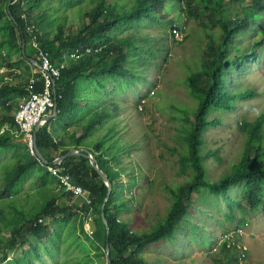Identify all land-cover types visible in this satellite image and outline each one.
Listing matches in <instances>:
<instances>
[{
    "label": "trees",
    "instance_id": "obj_1",
    "mask_svg": "<svg viewBox=\"0 0 264 264\" xmlns=\"http://www.w3.org/2000/svg\"><path fill=\"white\" fill-rule=\"evenodd\" d=\"M10 1L12 3L8 6ZM14 1L0 0V129L6 128L0 134V151L18 147L16 142L20 141L13 133L16 129L14 115L32 92L44 91L39 70L42 56H47L55 66L64 64L65 69L56 82L58 116L40 127L37 146L50 163L71 149L89 150L109 175L113 190L104 210L110 229L108 237L102 220V205L108 195V186L86 156L69 157L62 163L73 182L89 192L92 204L88 206L83 202L86 214L91 213L89 221L93 230L88 239L100 264H148L141 253L148 245L173 237L179 221L188 212L185 203H190L192 194L198 190L227 195L232 187L243 183L244 196L252 210L261 209L264 198V114L255 120L242 121L240 130L245 140L238 159L233 163V172L215 182L207 178L206 159L210 154L204 152V135L220 125L219 119H210L214 112L230 114L238 102L257 96L252 90L237 92L231 78L234 69H242L244 64H249L247 60L256 61L258 49H264V38L246 48L241 45L244 33L255 26L254 13L264 7V0H250V7L243 6L241 0H62L53 9L48 0ZM85 1L90 10L80 20L73 15V8ZM184 17L203 22L207 35L202 37L201 48L204 70L197 67L199 70H193L187 81L198 104L180 109L187 124L182 128L187 152L181 157L180 164L182 169L191 168L193 175L178 194H172L174 204L166 222L159 224L152 233L135 235L120 219V212L127 205L119 199L121 189L127 186L123 183L127 174L124 166L117 170L114 164L124 162L121 152L126 151L122 140L126 127H121L120 121L113 117L120 113L122 106L107 101L105 95L111 93L106 82H126L127 78L140 77L135 70H139L137 65L142 59L140 54L145 39L139 45L141 40L136 37L135 26L168 19L173 41L181 44L185 43L186 37L183 41L178 40L175 31L186 36V28L178 25ZM205 19L210 21L209 25ZM75 21L80 23L79 27L67 32L68 25ZM77 51L79 56L72 58ZM31 79L35 80L32 86ZM115 138L118 143H114ZM36 168L42 171L38 176L40 189L36 192L41 202L34 204L35 209L31 208L29 218H25L24 210L15 213L8 227L13 236L27 227L29 236L42 244L53 237L52 220L62 218L63 223L68 222L80 209L79 203H75L71 211L58 204L61 194L72 201L78 196L64 192L57 178L46 171L27 148L20 164L6 172L3 192H16ZM16 218L19 220L14 221ZM40 220L43 222L39 223ZM15 225L19 226L14 228ZM107 245L110 246L111 263L107 260ZM229 249L224 243L221 252L232 262L236 257ZM103 259L104 263L101 262ZM3 261L5 256H0V264ZM24 261L31 264L28 259Z\"/></svg>",
    "mask_w": 264,
    "mask_h": 264
},
{
    "label": "rangeland",
    "instance_id": "obj_2",
    "mask_svg": "<svg viewBox=\"0 0 264 264\" xmlns=\"http://www.w3.org/2000/svg\"><path fill=\"white\" fill-rule=\"evenodd\" d=\"M60 2L62 0L47 1L51 9ZM241 4L250 7L251 1L241 0ZM89 10L88 2H81L73 8V15L82 20ZM254 16L255 26L242 36L243 48L264 38V7L256 9ZM204 22L210 24L208 19ZM79 25L78 21L71 22L67 32ZM178 25L187 30L185 43L173 41L168 19L135 26L133 30L141 40L139 45L145 39L140 54L142 59L137 65L139 70H135L140 77L127 78L126 82H106L111 93H105L109 103L116 102L113 101L116 99L122 109L125 103H129V114L123 111L117 116L121 127L127 124L129 131V163L125 168L127 175L123 177L127 186L121 189L119 199L128 206V214L123 218L129 222L135 235L152 233L159 224L166 222L174 204L172 194H178L193 175L191 168L182 169L180 164L181 157L187 152L182 129L187 124L180 109L185 105L196 107L198 104L187 81L193 70H204L201 48L202 37L207 35L203 22L198 20L184 17ZM247 63L241 71L234 69L231 81L235 83L237 92L247 89L256 92L257 96L238 102L230 114L214 112L210 119H219L220 125L204 135V152L210 154L206 159L210 181H218L233 172V163L238 159L245 140L240 130L242 121L255 120L264 114V49H258L256 61L247 60ZM145 100L146 103L143 102ZM113 141L119 142L117 138ZM16 144L17 148L0 151V256H5L1 264H29L24 259L31 264H100L89 237L85 239L80 231L81 225L85 224L81 215H73L64 223L62 218L52 220L53 237L42 244L29 236L27 227L13 236L8 223L14 214L24 210L25 218H29L33 211L31 208L35 209L34 204L41 202L36 192L41 185L38 176L42 174L36 168L16 192H3L6 172L18 166L22 155L25 156L23 143L17 141ZM212 152L215 153L211 155ZM185 204L188 212L179 221L173 237L148 245L145 251L152 250L158 254L161 248V255L166 251L164 254L178 259L177 264H190L182 257L190 255L186 248L191 244L198 263L206 260V264H219L220 261L224 264H264V198L261 209L253 211L244 196V184L240 183L227 195L198 190L192 194L190 203ZM16 226L19 225L14 228ZM84 234L88 236L85 231ZM224 243L231 248L230 254H235L236 259L232 262L221 252ZM146 262L156 264L153 258H147Z\"/></svg>",
    "mask_w": 264,
    "mask_h": 264
},
{
    "label": "built area",
    "instance_id": "obj_3",
    "mask_svg": "<svg viewBox=\"0 0 264 264\" xmlns=\"http://www.w3.org/2000/svg\"><path fill=\"white\" fill-rule=\"evenodd\" d=\"M175 34L178 40L183 41L184 35H182L177 30L175 31ZM87 52L89 53L90 49H88ZM79 53L80 52L77 51L75 54H72L71 57L77 58ZM64 69V64L55 66L47 58V56H42V63L39 66V70L44 82V91L40 93L32 92L29 98L25 100V103L18 111H16L14 115L16 129L13 131V133L19 139V141L26 146L29 154L32 157H37L35 150V128L37 126L44 125V118L52 114L55 105L57 104L56 82L60 79ZM34 84L35 80L31 79L30 85L32 86ZM154 95L155 92L153 93V96ZM143 102L146 103V100ZM5 130L6 128L0 129V134L4 133ZM40 163L46 171L57 178L59 187L64 190V192L81 197L88 206L92 204L91 200L89 199V192L82 186H79L73 182L68 170L62 166L63 162H59L58 165H45L41 161ZM42 222L43 220L39 221V223ZM88 232L89 235H92V231L88 229Z\"/></svg>",
    "mask_w": 264,
    "mask_h": 264
},
{
    "label": "crops",
    "instance_id": "obj_4",
    "mask_svg": "<svg viewBox=\"0 0 264 264\" xmlns=\"http://www.w3.org/2000/svg\"><path fill=\"white\" fill-rule=\"evenodd\" d=\"M118 96H121V95H118ZM119 98V97H118ZM121 98V97H120ZM107 99V98H106ZM110 100H112V99H110ZM107 101H108V99H107ZM113 101H116L117 102V100L115 99V100H113ZM119 101V103H121L120 102V100H118ZM109 102V101H108ZM125 112V113H127V114H129V103L127 102V103H125V108L124 109H121V111H120V113H122V112ZM117 116H118V114H114L113 115V117L114 118H117ZM129 118V117H128ZM125 126H126V130L123 132V135H122V140H123V144L125 145V148H126V151H125V153L123 154L122 152H121V159H123V161L124 162H120V164L119 165H116L117 167L116 168H118V169H120L121 167H123L124 166V170H125V168H126V166L128 165V163H129V150H128V147H129V142H128V139H129V137H128V135H129V131H128V126H127V124H125ZM115 165V164H114ZM122 165V166H121ZM117 169V170H118ZM125 171H127V170H125ZM57 201H58V204L59 205H61V207L64 209V210H72L73 209V206H75V203L76 204H78L79 205V209L80 210H76L75 212H74V216L76 217V216H78V215H81L82 217H83V219H84V221H85V224H84V227H85V229H84V231L87 233V235L88 236H86L84 233H83V229L81 228V233H83V235L85 236V239H87L88 237H89V232H88V229L90 230V231H92L93 229H92V223H90V218L88 217V219H87V216H91V213H89V214H87L86 215V212H85V204L83 203L84 202V200L81 198V197H77L76 199H75V201H72L71 199H70V197H68V196H64V195H60V198H58L57 199ZM77 201V202H76ZM127 214H128V206L126 205V206H124L123 207V209H122V211L120 212V219L122 220V221H124V222H126L127 224H128V226H129V228H130V230H131V232H133L134 233V231H132V229H131V226H130V224H129V222L128 221H126V220H124V216H127ZM133 228V227H132ZM166 246V245H165ZM169 248H170V246H169ZM165 249H168L167 248V246L165 247ZM187 249V250H186ZM186 249H184V252H188L190 255H184L183 257H182V259H184L185 261H187L188 263H190V264H206V260L203 262L202 260H201V262H199L198 263V261H196V257H195V254L192 252V248H191V244H189V247L188 248H186ZM186 250V251H185ZM163 251V249H161L160 248V250H159V253L157 254V253H155V252H153L152 250H144L142 253H141V257L146 261V259L147 258H153V261H155V263L156 264H177L176 263V261L178 260V259H173V258H171L170 256L171 255H169V254H162L161 255V252ZM192 253V254H191ZM181 259V260H182ZM180 262V261H179Z\"/></svg>",
    "mask_w": 264,
    "mask_h": 264
},
{
    "label": "water",
    "instance_id": "obj_5",
    "mask_svg": "<svg viewBox=\"0 0 264 264\" xmlns=\"http://www.w3.org/2000/svg\"><path fill=\"white\" fill-rule=\"evenodd\" d=\"M11 1L9 2L8 6L11 5ZM25 47V44L23 45ZM36 64V62H34ZM57 104L55 105V108L52 112L51 115L47 116L44 118V124H46L47 122L49 121H52L54 119L57 118L58 116V110H57ZM41 126H37L35 128V143H36V155H37V158L45 165H48V164H51V165H58L59 162H63L65 159L69 158V157H73V156H86L88 159H90L91 161V164L93 165V167L98 171V173L100 174V176L102 177V179L104 180V183L108 186V195L102 205V220H103V223L105 224L106 228H107V235L109 237V233H110V229H109V226H108V221L106 219V213H105V207H106V204L107 202L109 201V198H110V195L112 193V190H113V184L112 182L110 181V177L108 174H106L102 169L101 167L98 165V162H97V158L93 155V153H91L89 150H86V149H71L68 154H66L65 156H62L60 158H57L56 160H54L53 162H48L44 156L41 154L40 150L38 149V146H37V133L39 131ZM107 260H108V263H111V258H110V246L107 245Z\"/></svg>",
    "mask_w": 264,
    "mask_h": 264
}]
</instances>
